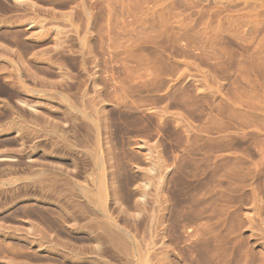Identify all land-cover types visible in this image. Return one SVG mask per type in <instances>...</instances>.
Wrapping results in <instances>:
<instances>
[{
    "label": "rangeland",
    "instance_id": "rangeland-1",
    "mask_svg": "<svg viewBox=\"0 0 264 264\" xmlns=\"http://www.w3.org/2000/svg\"><path fill=\"white\" fill-rule=\"evenodd\" d=\"M0 264H264V0H0Z\"/></svg>",
    "mask_w": 264,
    "mask_h": 264
},
{
    "label": "bare ground",
    "instance_id": "bare-ground-1",
    "mask_svg": "<svg viewBox=\"0 0 264 264\" xmlns=\"http://www.w3.org/2000/svg\"><path fill=\"white\" fill-rule=\"evenodd\" d=\"M3 67V66H2ZM74 172H76V171H74ZM70 190V189H69Z\"/></svg>",
    "mask_w": 264,
    "mask_h": 264
}]
</instances>
